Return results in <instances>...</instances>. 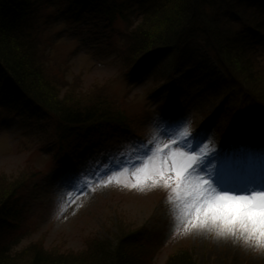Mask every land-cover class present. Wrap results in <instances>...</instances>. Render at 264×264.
Instances as JSON below:
<instances>
[{
    "label": "rangeland",
    "instance_id": "obj_1",
    "mask_svg": "<svg viewBox=\"0 0 264 264\" xmlns=\"http://www.w3.org/2000/svg\"><path fill=\"white\" fill-rule=\"evenodd\" d=\"M115 27L126 30L121 23ZM57 32L45 62L60 98L82 110H122L138 134L122 144L124 157L113 148L98 172L82 168L79 174L73 167L54 172L50 123L0 111V184L34 176L15 253L30 254L42 242L54 254H82L95 240L112 250L120 237L141 232L156 264L182 250L192 252L197 264H264V256L248 250L241 236L217 235L212 223L198 226L207 215L206 210L198 215L196 206L208 180L215 195L264 191V119L237 118L241 101L224 74L208 58L199 59L200 76L194 74L181 90L184 97L173 103L180 110L174 118L157 111L165 94L154 95V90L162 89V82L127 76L120 38L112 40L110 51L102 34L87 35L61 21L49 33ZM262 55L264 62V50ZM173 153L185 155L174 159ZM192 156L201 161L190 165L177 184V163L182 166ZM149 159L154 166L163 160L166 178L137 179L144 166L137 162Z\"/></svg>",
    "mask_w": 264,
    "mask_h": 264
},
{
    "label": "trees",
    "instance_id": "obj_2",
    "mask_svg": "<svg viewBox=\"0 0 264 264\" xmlns=\"http://www.w3.org/2000/svg\"><path fill=\"white\" fill-rule=\"evenodd\" d=\"M60 21L87 35L102 34L110 51L112 40L120 38L127 76L162 82L154 90L165 94L158 112L179 117L173 103L200 76L199 59L208 58L241 101L237 118L264 119V0H0V111L50 123L54 172L68 167L79 174L82 168L98 172L113 148L124 157L123 143L138 134L122 110H82L60 98L45 62L59 34L49 32ZM33 179L0 184V264H156L141 232L120 237L112 250L95 240L85 253L54 254L39 242L30 254H16ZM191 254L176 252L164 264H197Z\"/></svg>",
    "mask_w": 264,
    "mask_h": 264
},
{
    "label": "snow or ice",
    "instance_id": "obj_3",
    "mask_svg": "<svg viewBox=\"0 0 264 264\" xmlns=\"http://www.w3.org/2000/svg\"><path fill=\"white\" fill-rule=\"evenodd\" d=\"M159 121L166 123L165 119L159 115ZM184 153H173L176 156H184ZM201 159L195 156L189 157L186 162L177 163L176 182L181 183L183 174L190 165L197 167ZM144 166L136 172L138 180L149 177H167L166 165L160 160L157 165H153L152 160L147 162L138 161ZM211 182L208 180L205 187L200 189L203 193L201 204L196 207L199 209L198 215L204 214L205 217L202 227H207L212 223L218 229L221 236H241L247 244H253L264 248V191H256L248 195H215L211 190Z\"/></svg>",
    "mask_w": 264,
    "mask_h": 264
},
{
    "label": "clouds",
    "instance_id": "obj_4",
    "mask_svg": "<svg viewBox=\"0 0 264 264\" xmlns=\"http://www.w3.org/2000/svg\"><path fill=\"white\" fill-rule=\"evenodd\" d=\"M217 235H220L219 233H217ZM246 248L248 250H250L251 252H253L255 255H258V256H264V248H260L256 245H253V244H247L246 243Z\"/></svg>",
    "mask_w": 264,
    "mask_h": 264
}]
</instances>
